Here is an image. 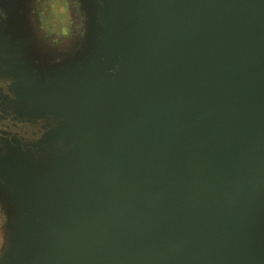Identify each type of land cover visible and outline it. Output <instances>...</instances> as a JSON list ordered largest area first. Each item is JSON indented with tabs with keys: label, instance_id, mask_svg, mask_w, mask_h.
<instances>
[{
	"label": "water",
	"instance_id": "95a60500",
	"mask_svg": "<svg viewBox=\"0 0 264 264\" xmlns=\"http://www.w3.org/2000/svg\"><path fill=\"white\" fill-rule=\"evenodd\" d=\"M78 1L3 25L0 264H264V0Z\"/></svg>",
	"mask_w": 264,
	"mask_h": 264
},
{
	"label": "rangeland",
	"instance_id": "374dc122",
	"mask_svg": "<svg viewBox=\"0 0 264 264\" xmlns=\"http://www.w3.org/2000/svg\"><path fill=\"white\" fill-rule=\"evenodd\" d=\"M29 9L38 17L28 22V36L22 31V45H33L38 55L47 56L51 63L77 54L84 25V13L78 0H33ZM4 220L0 208V251L4 244Z\"/></svg>",
	"mask_w": 264,
	"mask_h": 264
},
{
	"label": "flooded vegetation",
	"instance_id": "af4514ba",
	"mask_svg": "<svg viewBox=\"0 0 264 264\" xmlns=\"http://www.w3.org/2000/svg\"><path fill=\"white\" fill-rule=\"evenodd\" d=\"M31 2H33V0H0V37L4 36V34L7 37V29L3 28V25L12 21L20 27L21 33L24 31L26 36L29 35L28 22L38 17L37 14L34 13V10L29 9ZM5 5H7V7ZM32 23L34 24L33 21ZM37 31L38 29H36V33ZM32 37H35V35H32ZM35 43L38 44V40H36ZM0 45L2 46L3 44L0 42ZM8 78L9 75L0 71V97L1 94H7L6 87L8 85ZM5 124H7L6 121L0 120V131L4 130Z\"/></svg>",
	"mask_w": 264,
	"mask_h": 264
}]
</instances>
